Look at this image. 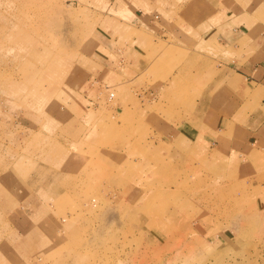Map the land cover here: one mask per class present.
Returning <instances> with one entry per match:
<instances>
[{"label": "rangeland", "instance_id": "rangeland-1", "mask_svg": "<svg viewBox=\"0 0 264 264\" xmlns=\"http://www.w3.org/2000/svg\"><path fill=\"white\" fill-rule=\"evenodd\" d=\"M119 1L0 0V264H264V157L243 120H191L155 61L95 78L91 39ZM128 30L124 55L152 59Z\"/></svg>", "mask_w": 264, "mask_h": 264}, {"label": "crops", "instance_id": "crops-1", "mask_svg": "<svg viewBox=\"0 0 264 264\" xmlns=\"http://www.w3.org/2000/svg\"><path fill=\"white\" fill-rule=\"evenodd\" d=\"M138 1H119V11L110 5V24L103 22L96 29L91 39L95 78L111 79L123 69L138 76L155 61L151 76L161 75L163 67L170 73L169 92L192 94L187 110L191 120H202L216 132L221 129L214 128L215 120H243L249 129L248 153L261 151L264 157V0H159L161 5ZM113 13L125 14L124 20ZM128 28L134 30V41L141 36L145 49L153 47L152 59L149 51L136 56L137 64L124 55ZM168 33L177 38L166 43ZM145 35L153 38L151 43ZM140 50L136 48L138 54ZM211 65L216 73L209 79Z\"/></svg>", "mask_w": 264, "mask_h": 264}, {"label": "bare ground", "instance_id": "bare-ground-1", "mask_svg": "<svg viewBox=\"0 0 264 264\" xmlns=\"http://www.w3.org/2000/svg\"><path fill=\"white\" fill-rule=\"evenodd\" d=\"M110 96H112V97H113V94L111 93V94L109 95V97H110ZM109 100H110V99H109Z\"/></svg>", "mask_w": 264, "mask_h": 264}, {"label": "built area", "instance_id": "built-area-1", "mask_svg": "<svg viewBox=\"0 0 264 264\" xmlns=\"http://www.w3.org/2000/svg\"><path fill=\"white\" fill-rule=\"evenodd\" d=\"M110 97H112V96H110Z\"/></svg>", "mask_w": 264, "mask_h": 264}]
</instances>
